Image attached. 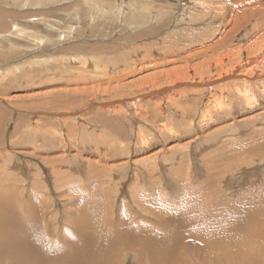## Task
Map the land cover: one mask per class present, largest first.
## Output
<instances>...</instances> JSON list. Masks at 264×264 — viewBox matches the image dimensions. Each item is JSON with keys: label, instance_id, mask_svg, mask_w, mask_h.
Here are the masks:
<instances>
[{"label": "rangeland", "instance_id": "obj_1", "mask_svg": "<svg viewBox=\"0 0 264 264\" xmlns=\"http://www.w3.org/2000/svg\"><path fill=\"white\" fill-rule=\"evenodd\" d=\"M236 204L244 264H264V0H0V228L46 214L31 239L52 264L142 222L154 235L113 264H240L204 239L155 255L163 221L188 211L186 244Z\"/></svg>", "mask_w": 264, "mask_h": 264}, {"label": "bare ground", "instance_id": "obj_2", "mask_svg": "<svg viewBox=\"0 0 264 264\" xmlns=\"http://www.w3.org/2000/svg\"><path fill=\"white\" fill-rule=\"evenodd\" d=\"M46 62H48V61H46ZM237 124L238 123H236V126H237ZM242 128H244V127H242ZM241 139H243V138H241ZM241 155H244V154H241ZM237 163L238 164L244 163V157L236 159L235 163H233L234 164L233 166L235 168H236L235 164H237ZM242 165H244V164H242ZM179 167H180V165H179ZM173 169H175V168H173ZM175 170H177V169H175ZM239 170H242V168L241 169L239 168ZM215 180H217V179H215ZM216 183L219 184V182H216ZM223 183L224 182H222V184ZM239 189H240V192H244V187H243V189H241V187ZM232 194H234V193H232ZM234 196H235V194H234ZM236 196H238V195H236ZM167 197H169V196H167ZM242 197L244 198L243 195H242ZM197 199H199V198H197ZM167 200H168V202L170 201V199H167ZM240 200H242V199H240ZM240 200L238 199V201L240 203L242 202L243 206H244V200H242V201H240ZM144 202H145V200H144ZM169 204H171V202ZM220 204H221V202L218 203V205H220ZM140 205H142V202L138 203V206H140ZM233 205H231V207H232L230 209L231 212H230V210L228 211V216L225 215L226 214V212H225L226 210L225 211L215 210V213H214L215 216H213L211 218V219L214 220L215 223L213 225L205 227L209 234L208 235H202V234H205V232H202L199 236H196L194 234L188 233V234H191L190 235L191 236L190 239L192 241L189 240V241H187L186 244H184V242H185L184 239L185 238H189L188 235H187V237L185 236V238L183 236V240H182V238H180L178 236L180 234H178V232L176 233L177 230H175V228L176 229L178 228V230H179V229H182L185 226H187V225H184L183 222L188 223V221H189V217H188L189 212L188 211L186 212V217H180V218L175 217L174 219L173 218H171V219L165 218V219H167L166 222L163 221L162 223H164L165 225H167L169 227L163 228V231H160V233H158L157 231L155 232L156 233V236H155L156 241L158 243L162 244L160 247H158L156 249L155 255H159V256H162V257H169V256L173 257V254H174L173 250L175 251L176 248L181 250V248L183 246V251H186V249H187L186 245L195 242L197 239H204L206 241V245H208L214 251H217L219 249L229 248V247L231 249H234V248L237 249L238 252H239V259H238L239 263L240 264H244V251L242 250V247L244 245H242L243 243L238 242V241H240V239L244 240V207H242L241 204H239V205L236 204L235 206H233ZM99 206H101V205H99ZM93 209H95V208H93ZM201 209H202V207L198 206V211H200ZM149 211L153 212L154 210L149 209ZM162 212H164V211L162 210ZM29 215L30 216H28V219H33L34 220L35 217H38V216L32 217L30 213H29ZM131 216L134 217L132 214H131ZM224 216H225V220L229 219L226 223L222 222V218ZM50 217H51V215H50ZM122 218H124V216ZM159 218H160V215H158V219ZM134 219H132V220H134ZM23 220L26 222V217L23 216ZM34 221H35V223H29L28 220H27V222L25 224H21L18 221L16 223L11 221V222H13L14 224L17 225L16 228H18V230L14 229V228H10L9 229V228H7V226L5 228H0V244H6V239L10 240V244L5 249H9L13 245H15L21 238L23 239V237H26L28 243L31 245V246H27V245L26 246H22L28 252H32L33 256L27 255V256H29L30 259H25V257H24L22 259V262H20L16 258H10L9 260L11 261V264H52L53 261H56V262L58 261L59 255H62V254H59L61 252V248L59 246H54V245H50L49 244L48 246L45 247V245H41V243L39 244L37 242V241H39L38 240L39 236L42 237V236H44L47 233V231L49 232L48 225L43 226V224H46V223L49 224V222H50V221H48L47 215L43 214V216L38 217ZM159 221H160V219H159ZM261 221L263 222V220H261ZM7 223H9V222H7ZM180 226H182V228ZM73 228L82 229V224L76 223ZM135 229H136L135 231H131V230H129V226H128V232L125 234L127 237L132 239L131 242H129L127 244H119L118 241H117L118 236H116L113 240L104 241L103 244H102L101 251L98 254L92 253L90 250H88V248L86 247L85 241L83 240V242L81 244V247H83L82 260L79 262V264H100L101 261L106 262V264H113L114 263V259H115V257L118 254V250L121 251L120 252L121 254L119 253L120 257L129 255L137 247H139L140 244H142L143 242L147 241L149 238H151L154 235L153 232L150 233V234L144 235L148 229L145 227L143 222H142V226L140 228L135 227ZM36 230L39 233H37ZM184 235H185V233H184ZM192 235H194V236H192ZM31 236L33 238L35 237V240H37V241H35V240L33 241L31 239ZM231 246H233V247H231ZM55 247L58 249L59 253L55 252ZM191 254L193 256H195L194 252H191ZM175 263H177V262H175ZM59 264H66V262L59 261ZM171 264H172V262H171Z\"/></svg>", "mask_w": 264, "mask_h": 264}]
</instances>
